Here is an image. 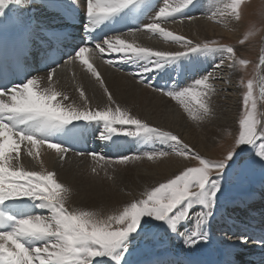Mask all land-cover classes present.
I'll return each mask as SVG.
<instances>
[{
	"label": "snow or ice",
	"instance_id": "6c2138e0",
	"mask_svg": "<svg viewBox=\"0 0 264 264\" xmlns=\"http://www.w3.org/2000/svg\"><path fill=\"white\" fill-rule=\"evenodd\" d=\"M8 2L9 0H0V8ZM192 2L193 0H183L180 7H171L166 3L156 13V18L174 19ZM132 3L134 0H87L88 21L98 24ZM239 4L240 0H233L229 5L233 13L238 12ZM89 26V23L85 24L86 29ZM144 28L153 34L158 33L166 40L180 43L185 51L153 50L150 47L133 46L119 38L115 43L105 40L109 50L119 54V63L130 60L133 56L151 59V63L143 65L136 73L140 83H147L144 75L146 72L158 69L162 63L177 57L202 50H215L221 56L226 53L228 59H232L234 53L230 46L212 47L207 43L193 45L192 40L167 31L160 23H149ZM96 47L101 53L104 52L99 44ZM87 52V47H80L75 56L99 80V74L85 58ZM239 63L243 65L246 61L240 60ZM223 65L222 58L215 67L219 69ZM211 75L194 79L192 84L181 87L179 91L168 90L165 95L178 101L193 120H203L211 113L206 99L213 89V85L208 82ZM52 78L53 73L49 72V82ZM36 84L37 79L30 78L11 88H0V97L10 94L8 100L0 98V208L5 207V202L11 205L27 198L37 202V207L47 210L50 215L13 217L0 211V264H127L126 254L131 252L132 241L142 233L145 237H155L161 228L178 235L191 248L208 241L206 225L214 215L218 193L223 191L230 177H243L255 163L264 168V143L260 144L253 156L248 155L255 149L258 140H264V123L256 115L252 81H248L247 91L243 95L238 135L234 136L233 143L225 149V154L215 159L193 151L171 131L150 126L119 106L107 110H80L71 105L65 106L61 100H57V97H67L56 91L51 83L43 91L36 90ZM104 91L108 94L109 101H112L107 88ZM80 97L86 104L87 98L82 90ZM81 121L85 124L103 122L110 133L119 132L129 137L143 133L148 137H155L161 144L170 146L176 155L194 159L196 164L183 167L178 174L150 187L142 193L141 198L126 203L122 210H114L109 215L101 217L90 211H69L62 194L66 189L57 182L53 172L42 174L38 171L21 170L20 148L23 144L28 155L34 158L39 155L33 152L38 144H47L48 148L63 154L68 150L63 146L64 142H52L54 140L48 138V134ZM113 125L121 127L117 129ZM125 126H134L135 131H130ZM79 129L80 125L74 126V131ZM29 144L31 147H28ZM12 153L16 155L13 156ZM169 154L163 150L154 151L149 154V158L156 155L167 157ZM128 159L126 155L121 156L117 162L123 163ZM197 206L200 208L199 212H196ZM190 216L191 223L192 220L195 221V229L186 228L184 232H179V227L189 221ZM5 220L12 221L11 227H4ZM239 242L246 243L247 238L241 237ZM223 264L233 262L226 258Z\"/></svg>",
	"mask_w": 264,
	"mask_h": 264
},
{
	"label": "bare ground",
	"instance_id": "6f19581e",
	"mask_svg": "<svg viewBox=\"0 0 264 264\" xmlns=\"http://www.w3.org/2000/svg\"><path fill=\"white\" fill-rule=\"evenodd\" d=\"M32 2L34 4L31 6L27 4V0H9L3 8H0V12L6 11L8 14H16L21 21H26L34 17L38 28L44 27V23L54 21L48 20L49 14L41 2L37 0H32ZM232 2L233 0H193L190 5L181 10L187 19H189V21H183L184 23L181 26H179L181 21L178 22V18H176L180 12L174 19L166 20V22L156 18V13L161 8L160 6H162L161 3L155 11L149 10L142 17L139 26L141 28L140 30L112 36L108 40L111 43H115L117 38H119L124 40L125 43L133 44V46L150 47L153 50L159 49L160 51L171 52L185 51V48L180 43L166 40L158 33L153 34L144 28V25L149 23H160L161 27L167 31H171L176 35L182 33L181 35L186 39L192 40L193 45L197 43L219 42L217 40H211L227 34H235L239 30L238 21L240 15L239 11L238 13H233L229 7ZM182 3L183 0H173V3L169 6L180 7ZM198 5L202 10V14L197 16L196 10L190 14V10L192 8L196 9ZM30 8L32 9L31 15L28 14ZM99 45L104 48L103 53L97 47H93V49L85 53V58L89 60V63L93 65V68L99 74V80L87 69L86 65H81L80 63L82 61L73 54L66 65L55 71L51 82H49L48 77L38 78L37 80L41 81L36 84L35 89L43 91L51 83L56 91L61 92L67 97V99L57 97V100H61L65 106L71 105L80 110H107L108 108L114 109L116 106H119L122 110L128 112L129 115L139 118L150 126L160 128L163 131H171L192 149H200L202 151L201 153L206 156L210 155L211 151L214 150L210 146L211 138L218 135L221 136L222 134L228 135L227 130L233 128V114L232 111L227 110V107L234 110L233 104H236L237 94L233 92V87L229 85L225 77L220 75L221 73H211L217 75H211L208 81L213 85L212 91L206 97L211 107V113L203 120L185 119V117H189V114L183 110L184 115H180L178 109H182L176 106L178 101L165 98L152 89L155 88V86H152V82L154 83L158 80L157 78H159L158 81L162 84L159 87L162 90H179L181 87H187L190 84V80L186 81L183 86L176 87L177 75L175 73L183 70L182 63H177L176 61L168 68H164L167 64V62H164L161 64L159 70L154 69L144 74L145 79H149L147 83H140L138 82L139 77L136 73L140 67L151 63L150 58L146 59V57L133 56L130 60L119 63V54L111 52L105 43H100ZM204 52L206 55L202 56L200 54L202 57H199L195 62L192 60L196 58V53H191L189 56L192 59L190 61L191 65L198 66L201 63L196 68L197 71H203L204 68L205 71L206 68L207 70L210 68L216 71L215 62L218 63L223 58V66L226 67L224 73L230 74L231 80L237 79L233 75L234 70L227 64V54L221 56L215 50ZM134 60H137V62H134ZM110 61H117V63H111ZM161 70H165L167 74H170V78L168 79L161 73ZM101 81H103V84H101ZM170 81L174 82L172 87ZM105 88L111 94L112 101H109L108 94L104 91ZM81 90L87 98L86 104L80 97ZM220 96H224L225 98L220 99ZM0 98L5 100L9 99L8 96ZM225 99L228 101H225ZM226 102L229 106H226ZM162 112L166 114V117H163ZM93 128H101L99 132L104 135L101 140L105 144L101 140H99V144L108 147L107 144L112 142L111 135L113 133H110L105 128L103 122H94ZM141 136L144 139V146H142L143 143L141 145L137 144L139 139L137 143L132 144V147L138 146L139 149H137L140 152H138L139 156L135 155L136 157L133 156L134 158H132L136 160L135 163L127 166L129 168L123 167L124 165L122 166L123 168H117V170L116 167L112 168V170L105 168L107 177H103L104 174L100 175L101 170L99 166L104 164V159H106L105 155H109L103 147L99 149L100 154L93 156L90 153L78 154L65 152L61 154L55 149L48 148L47 144L43 146L38 144L33 149V152L39 155L38 158H34L28 155L25 146L22 144L20 148L19 167L21 170L38 171L42 174H46L49 171L53 172L57 182L62 184L63 188L66 189L62 194L64 196L65 207L69 211L74 209L88 210L103 217L111 214L114 210L122 209L128 203V200L132 199V196L141 195V192L144 190L169 178L173 175L175 169L182 170L188 161V159L172 152L170 146L158 142L155 137H148L146 134ZM133 140L135 141V139ZM28 147H31V145L29 144ZM150 150H154L155 152L163 150L170 154L167 157L156 155L150 159L149 154L152 153ZM12 155L15 156L16 154L12 153ZM108 159L111 160L110 158ZM136 164L138 165L135 168ZM258 185L251 188V190H255V194L258 193L256 197L252 193L245 194V192L242 195L238 194L236 199L249 200L253 207H258L259 204L256 198H260L262 195L264 196V181L259 182ZM233 203L228 198L217 201L214 210L215 217L208 221L211 225V227H207L208 241L189 248L178 235L172 234V250L166 256L158 257L155 264H161L158 259L162 258H164L167 264H196L194 259L201 254H217L222 249H227L228 253L242 251L243 243H240V239L231 234L232 229L230 228L235 229V227H238L236 217L243 215V213ZM199 211L200 209L196 210V212ZM261 212L264 215V206L261 207ZM33 215L47 216L50 213L41 207H37V202H35ZM189 219V221L179 227V232H184L186 228L195 229V221L192 220L191 223V216ZM173 238L174 240H172ZM251 248L252 245L248 244V249ZM245 260L246 258L242 256L240 262L243 264Z\"/></svg>",
	"mask_w": 264,
	"mask_h": 264
},
{
	"label": "rangeland",
	"instance_id": "374dc122",
	"mask_svg": "<svg viewBox=\"0 0 264 264\" xmlns=\"http://www.w3.org/2000/svg\"><path fill=\"white\" fill-rule=\"evenodd\" d=\"M252 1H254V3H252ZM166 2H167V5H171L173 3V0L158 1L157 6L158 5L160 6L162 3V6L160 7H163V6L165 7ZM199 5L196 6L197 16H200L202 14V10L199 8ZM157 6H156V9L158 8ZM238 11L240 15L239 21H238L239 30L236 31L235 34L234 33L227 34L225 36H220V37L215 38L214 40H211V41L217 40L219 42H208L207 43L212 47H216V46L229 47L230 46L234 49L232 59H228L227 64L232 65L231 67L234 70L233 75L237 79L231 80L230 74L224 73L226 69L225 66H222L219 69L216 68L215 69L216 71H213L210 68H208V70L206 68V71H205V68L203 71L198 70L196 73V76L190 79V84H192L194 79H198L201 76H209L210 73L218 72V73H221L220 74L221 76L225 77L229 85L233 87V92L237 94L236 104L235 103L233 104L234 110L227 107V110L232 111V114H233V118H232L233 128L230 130H227L228 135L222 134L221 136L218 135V136L211 138L210 146L213 147L214 150L211 151L210 155L206 156L202 154L201 153L202 151L200 149H197V148L196 150L193 149V151L199 152L201 155L207 158H212V159L220 158L223 154H225V149L233 143L234 136L238 135V120H239L240 115L242 114L243 95L247 91L248 81H252L253 83V96L256 101L255 111H256L257 118L261 121V123H264V35H263L264 34V0H240ZM192 13L194 12H191L190 14ZM176 18H178L177 20L178 22L181 21L179 23V26H181V24L184 23L183 21H189V19H187L183 11H180L179 16ZM163 22H166V20H164ZM204 51L209 52V50H204ZM204 51L202 50V52L201 51L196 52V58H194L193 60L187 57V59L189 60L187 62L191 64L190 62L191 60L195 62L196 60L199 59V57L201 58L202 56L206 55ZM146 59L148 58L146 57ZM240 60H244L246 61V63L241 65L239 63ZM215 64H219V62L218 63L215 62ZM212 75H217V74H212ZM152 89L154 91H157L159 95L165 98H168V99H172L171 97L165 95V92L168 91L169 89L161 90L162 92L156 88H152ZM174 90L179 91L177 89H174ZM219 98L224 99L225 97L220 96ZM225 101H228V100L225 99ZM226 104H227L226 106H229L227 102ZM176 106L182 109V110L178 109L180 115H184L183 114L184 107L179 102L176 103ZM162 114H163V117H166V114H164L163 112ZM185 119L193 120L190 116L188 118L185 117ZM114 127H116L117 129H120L121 126L115 125ZM125 127H127L128 130L130 131H135L134 126H125ZM141 135L142 134H139L135 137L127 136V140L131 144H134L135 142L137 143L139 141L137 144L141 145L143 143L142 146H144L145 144L144 139H142ZM133 139H135V141ZM261 143H264V140H258L255 149H253L250 153H248V155L253 156L254 152L259 150V146ZM242 147L250 148L251 146H242ZM137 148L139 149V147L136 146L134 148L135 152L128 155L130 159H128L127 161L123 163L117 162L118 158L116 160L111 159V158H110L111 160H109L108 158L104 159V164L99 166L101 170L100 175L104 174L103 177H107L105 174V171L107 168L112 170V168L116 167V170H117V168H123V167L131 166L132 164H134L136 160L132 159L134 158L133 156L135 155L139 156V153H140ZM150 151L153 152L154 150H150ZM99 157L101 158V156ZM195 164H196V161L194 159L188 158V161L185 166H195ZM137 165L138 164L135 165V168L137 167ZM178 171L179 169H175V171L173 172V175L178 174ZM263 179H264V168H262L259 165V163H255L243 177L237 178L234 175L231 176L229 181L225 183L223 191L221 193H218V200L223 199L225 197L234 198L237 194H240V193L244 194L245 192H248L249 190H251V188H254L255 185L257 186L259 182L264 181ZM163 181L164 180H162L161 182ZM149 189L150 188H148L147 190ZM147 190H144L143 192H141V195L132 196L131 197L132 199L128 200V202H131L134 199L141 198L142 193H144ZM197 209H200V208L197 206L196 210ZM84 211H88V210H84ZM171 238H172V233L170 231H166L164 228H161L155 237H145V235L142 233L141 236L137 237L134 241H132L130 245L131 252L130 254H126L127 263L129 264L134 263L136 262V260L146 258L152 254H160L163 252L168 253V250L173 248L171 247L173 243V241H171ZM172 240H174V238ZM94 259H99V258H94Z\"/></svg>",
	"mask_w": 264,
	"mask_h": 264
}]
</instances>
